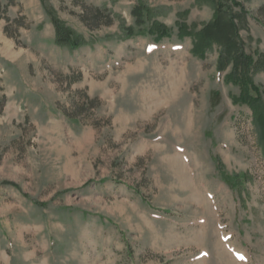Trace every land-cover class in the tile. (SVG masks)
I'll list each match as a JSON object with an SVG mask.
<instances>
[{"label":"rangeland","instance_id":"374dc122","mask_svg":"<svg viewBox=\"0 0 264 264\" xmlns=\"http://www.w3.org/2000/svg\"><path fill=\"white\" fill-rule=\"evenodd\" d=\"M236 1L264 117V0ZM215 14L214 0H0V264H264L263 118L233 65L220 72L221 45L193 53ZM54 18L84 46L58 44Z\"/></svg>","mask_w":264,"mask_h":264},{"label":"trees","instance_id":"16d2710c","mask_svg":"<svg viewBox=\"0 0 264 264\" xmlns=\"http://www.w3.org/2000/svg\"><path fill=\"white\" fill-rule=\"evenodd\" d=\"M216 5V14L214 20L207 24L197 35L198 39L194 46V55L203 57L206 51L209 50L214 44H219L223 47L222 54L219 59L218 68L220 72L226 70L228 66L233 65V72L228 76V80L234 84L243 87V92L240 98L242 103L253 106L257 111L255 112V121H259L264 117L258 109L262 100L261 89L255 86L250 78V72L256 66L257 61L246 55L240 48L239 40V15L244 13L243 6L236 0H214ZM234 8L240 9V14L233 13ZM102 9H95V15L92 21L83 20L91 31L100 27L102 23L101 16ZM137 21L144 22L143 19L150 13L145 12V8L138 7L135 10ZM246 14V12H245ZM244 14V15H245ZM57 31V43L69 47L71 50H77L84 46V41L77 35L71 28L67 27L65 23L54 18L53 20ZM113 17L108 15L105 19V25L110 26L113 24ZM148 31L156 35L158 38H164L170 34V29L162 23L153 22L152 26L148 27ZM132 33V29H129ZM179 34L181 38L190 37L193 33L185 24L180 25ZM260 60L264 61V57ZM263 61H260L262 63Z\"/></svg>","mask_w":264,"mask_h":264}]
</instances>
